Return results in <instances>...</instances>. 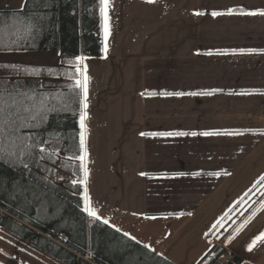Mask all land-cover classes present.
<instances>
[{"label": "crops", "instance_id": "0c3cea01", "mask_svg": "<svg viewBox=\"0 0 264 264\" xmlns=\"http://www.w3.org/2000/svg\"><path fill=\"white\" fill-rule=\"evenodd\" d=\"M25 1L0 0V11L21 10ZM262 11L264 0H110L103 55L82 65L87 206L173 264H199L210 228L264 175ZM60 57L0 53V89L43 88L41 77L17 67H53ZM176 132L219 134L151 135Z\"/></svg>", "mask_w": 264, "mask_h": 264}, {"label": "trees", "instance_id": "16d2710c", "mask_svg": "<svg viewBox=\"0 0 264 264\" xmlns=\"http://www.w3.org/2000/svg\"><path fill=\"white\" fill-rule=\"evenodd\" d=\"M101 8L100 0H26L21 10L0 11V53L59 51L63 65L71 67H17L22 75L69 79L62 87L0 89V96H16L33 108L25 112L22 104L13 117L17 124L32 125L17 133L30 137L31 147L19 158L0 159V231L61 264H173L101 221L90 223L84 211L85 167L84 160L77 159L85 156L80 145L83 92L76 86L83 75L76 71V58L103 55ZM17 93L35 96L36 107ZM42 99L52 111L43 122L39 117L32 120L37 110L41 115L46 111L39 106ZM18 143L16 136L5 137L0 148L19 152ZM58 173L63 174L61 180L67 176L71 181L57 183ZM223 255L204 264H216ZM242 263L234 257V264Z\"/></svg>", "mask_w": 264, "mask_h": 264}, {"label": "rangeland", "instance_id": "374dc122", "mask_svg": "<svg viewBox=\"0 0 264 264\" xmlns=\"http://www.w3.org/2000/svg\"><path fill=\"white\" fill-rule=\"evenodd\" d=\"M60 59L61 64L58 62L59 65L53 67L43 66L39 68H54L61 69V71H65L66 69L70 70L71 67L69 65H63L62 58L60 57ZM2 75L3 74H0V77ZM23 75L24 77L26 76V78L33 77L27 74ZM47 75L48 76L41 77V79L44 80L42 81L43 85L45 84L43 88L62 87L64 84L69 83V79L67 80L66 78L51 74ZM47 79H51L52 81L55 79L56 81L47 85ZM62 176L63 174L58 173L56 178L57 183L60 184L64 180L71 181L67 176H64L63 178L65 179L61 180ZM261 193H264V187L259 185L257 190L249 194L245 199V203H242L234 212H224L225 219L221 223L215 224L212 229L210 228L211 231L208 235L211 239V241L209 240V244L211 245L209 253L199 264H204L208 260H214L216 255L220 252H224V255L217 260L216 264H234V257H236V255L234 252L232 253L231 250L235 248L239 249L241 254L244 253V256L250 257V262L242 264H264V241H257L252 250L249 251V245L252 241L261 232H264V208H261L260 205L259 211L251 212L252 208L264 199V195H261ZM253 213H255V215L251 220L252 222L250 221L251 224H249V222L242 231L238 233L237 229L240 228L239 224L245 222ZM219 215H221V213H219ZM219 220L220 219H218V221ZM0 237H2V239H0V264H61L4 231H0ZM253 255L255 257L254 259H252Z\"/></svg>", "mask_w": 264, "mask_h": 264}, {"label": "snow or ice", "instance_id": "6c2138e0", "mask_svg": "<svg viewBox=\"0 0 264 264\" xmlns=\"http://www.w3.org/2000/svg\"><path fill=\"white\" fill-rule=\"evenodd\" d=\"M147 3H156L157 0H146ZM100 3L102 5L101 8V12L102 14H104L105 16V20L107 21L108 16H107V12H106V8L109 6L110 4V0H100ZM231 11L229 12V14H231ZM200 13H197V15H199ZM221 13L218 12H213L212 15L213 16H217L220 15ZM248 15H256L258 13L256 12H249L247 13ZM260 15H264V11L259 13ZM243 51V50H241ZM248 51H255V50H248ZM85 60V57L83 56H78L76 58L77 66H76V71L80 72L81 75H83V80H76V86L79 87L80 89H82L83 92V99L81 101L82 105H83V110L81 111L80 114V126H81V133H80V145L82 148H84V152L85 154L87 153V149L85 146V132L83 131V129L86 128V125L84 123L85 118L87 117V111L86 109L88 108V103H87V97H88V86H87V82H88V77L86 75H84V72H86V66H84L83 71L81 70L80 65H83ZM189 95H200L201 93H188ZM205 95H211L212 92H207V93H203ZM18 96L21 97H27V100L29 101H33V107H36L35 105V101H36V97L35 96H30L28 93H17ZM167 95H185V93H167ZM24 105L23 110L25 112H31L33 110L32 107H29L27 104H25L23 99H17L16 96H12V95H8V96H0V145L3 144L4 138L5 137H11V136H16V140L19 141V143L16 145L17 148H19V152L16 151H9L7 148H0V159H8L12 156H16L17 158H19L20 155H23L30 147L31 145H29L27 143V141L30 139V137H22V136H18L17 133L19 132V129L21 127H30L32 126L31 124L25 122L23 124H17L16 120L13 119L14 116L17 115V113L20 112V105ZM39 106L41 108L46 109V111H44L43 115L40 114V111L37 110L36 114L32 115L31 119L32 120H37V118L39 117V121L43 122V120L47 117V112L48 111H52V109H48L47 105L45 103V100H40L39 101ZM67 106V105H66ZM218 135L219 133H210V132H202V133H196V132H176V133H153L151 135H167V136H188V135H192V136H196V135H203V136H209V135ZM227 135H238L240 133H226ZM141 135H148L146 133H141ZM13 143H15V141H13ZM41 152L45 151L43 148L40 149ZM77 159L83 161L85 159V156L81 155L78 156ZM25 167H27V165H25ZM178 175H186V173H179ZM196 175H199V173H196ZM209 175H215V176H219L220 173H209ZM87 176H88V169L85 167L84 169V179L87 180ZM82 183L83 181H76L73 180V184L76 183ZM256 184H259L261 187H264V175H261L258 179V181L256 182ZM255 187V185L253 186ZM249 191L251 192L252 190L249 189ZM85 192H87V189H85ZM247 195V193L245 194ZM261 195H264V193H261ZM88 197H85V201H86V206L84 208V211L91 217H93L95 220L100 221L102 220V218L97 214V211L90 207L87 206V202H88ZM240 203H245L243 197L241 198V200L237 201V204ZM261 208H264V202L261 203ZM229 211H232V209H230ZM253 215H255V213H253ZM225 219L224 216H222L220 218L219 221H217V223H221L223 220ZM102 222L104 224H108L109 221L108 220H102ZM248 221L246 220L245 223H247ZM244 225H241L240 227L242 228ZM118 230V229H117ZM239 230V229H237ZM126 236H128V233H125ZM0 239H2V237H0ZM131 239L135 240V237H131ZM257 241H264V232H261L253 241L252 243L249 245V251L252 250L253 246H255V244L257 243ZM145 247H148L147 245H145ZM154 251V250H153Z\"/></svg>", "mask_w": 264, "mask_h": 264}]
</instances>
